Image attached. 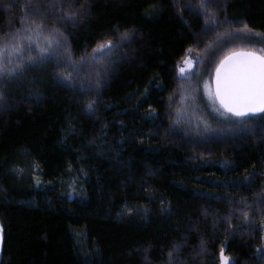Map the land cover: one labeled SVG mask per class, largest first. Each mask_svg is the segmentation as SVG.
Wrapping results in <instances>:
<instances>
[{
  "label": "trees",
  "instance_id": "trees-1",
  "mask_svg": "<svg viewBox=\"0 0 264 264\" xmlns=\"http://www.w3.org/2000/svg\"><path fill=\"white\" fill-rule=\"evenodd\" d=\"M29 24L58 54L0 79V264H264V114L206 93L264 0H0V45Z\"/></svg>",
  "mask_w": 264,
  "mask_h": 264
},
{
  "label": "snow or ice",
  "instance_id": "snow-or-ice-1",
  "mask_svg": "<svg viewBox=\"0 0 264 264\" xmlns=\"http://www.w3.org/2000/svg\"><path fill=\"white\" fill-rule=\"evenodd\" d=\"M34 23L35 21H32V24ZM32 24L27 26L24 34L19 31L14 33L9 38L11 43L0 45V79L14 77L24 70L25 59L29 63L37 59L43 62L58 54L51 41L46 45L40 44L42 26L36 25L33 28ZM33 36L37 37L35 41ZM33 43L38 49V56L33 54ZM108 46H111L110 41ZM104 47L105 45L101 44L97 50L103 51ZM13 55L19 63L13 61ZM212 98L219 102L225 112L240 120L250 115L264 114V55L252 51H238L225 57L216 70V89ZM203 131L215 130L205 121ZM260 195L264 196V192ZM243 215L247 219L246 211ZM221 255L223 256V249Z\"/></svg>",
  "mask_w": 264,
  "mask_h": 264
},
{
  "label": "rangeland",
  "instance_id": "rangeland-1",
  "mask_svg": "<svg viewBox=\"0 0 264 264\" xmlns=\"http://www.w3.org/2000/svg\"><path fill=\"white\" fill-rule=\"evenodd\" d=\"M192 66H193V58H191V56H188V58L179 67L178 74L180 76H185L192 69ZM206 93H207L208 99L210 101H213L210 88H208V91H206ZM263 230H264V226H263ZM230 262L231 261L227 259L226 257L224 256L221 257V264H230Z\"/></svg>",
  "mask_w": 264,
  "mask_h": 264
},
{
  "label": "water",
  "instance_id": "water-1",
  "mask_svg": "<svg viewBox=\"0 0 264 264\" xmlns=\"http://www.w3.org/2000/svg\"><path fill=\"white\" fill-rule=\"evenodd\" d=\"M231 55V54H230ZM259 55V54H258ZM229 56V55H228ZM227 57V56H226ZM225 59V58H224ZM223 59V60H224ZM222 60V61H223ZM221 61V62H222ZM221 62L217 65V67L221 64ZM217 67H216V69H215V71H214V73H213V77H212V83H211V86H212V94H213V96H214V93H215V89H216V70H217ZM215 102H216V104L220 107V105H219V102L218 101H216L215 100ZM220 109H222L221 107H220ZM222 111H224L223 109H222ZM225 112V111H224ZM226 114H228V115H231L230 113H227V112H225ZM257 115H259V114H257ZM232 116V115H231ZM250 116H256V115H250ZM250 116H248V117H250ZM234 117V116H233ZM1 251H2V237H1V233H0V258H1Z\"/></svg>",
  "mask_w": 264,
  "mask_h": 264
}]
</instances>
